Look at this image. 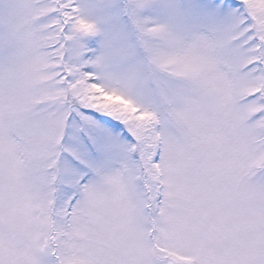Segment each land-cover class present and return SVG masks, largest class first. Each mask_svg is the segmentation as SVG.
Masks as SVG:
<instances>
[{
    "label": "snow or ice",
    "instance_id": "1",
    "mask_svg": "<svg viewBox=\"0 0 264 264\" xmlns=\"http://www.w3.org/2000/svg\"><path fill=\"white\" fill-rule=\"evenodd\" d=\"M0 264H264V0H0Z\"/></svg>",
    "mask_w": 264,
    "mask_h": 264
}]
</instances>
